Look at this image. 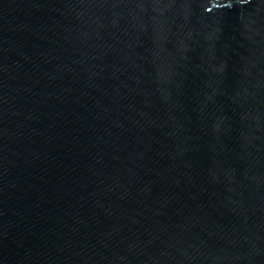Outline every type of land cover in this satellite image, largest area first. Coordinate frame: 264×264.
Segmentation results:
<instances>
[{
  "label": "water",
  "instance_id": "obj_1",
  "mask_svg": "<svg viewBox=\"0 0 264 264\" xmlns=\"http://www.w3.org/2000/svg\"><path fill=\"white\" fill-rule=\"evenodd\" d=\"M0 264H264V0H0Z\"/></svg>",
  "mask_w": 264,
  "mask_h": 264
}]
</instances>
